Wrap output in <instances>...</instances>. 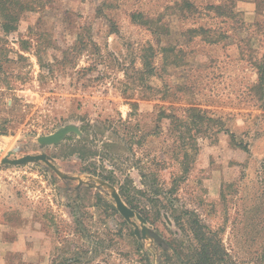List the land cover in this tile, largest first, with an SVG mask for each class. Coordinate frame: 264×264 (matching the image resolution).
I'll list each match as a JSON object with an SVG mask.
<instances>
[{"label":"rangeland","instance_id":"obj_1","mask_svg":"<svg viewBox=\"0 0 264 264\" xmlns=\"http://www.w3.org/2000/svg\"><path fill=\"white\" fill-rule=\"evenodd\" d=\"M185 1L48 0L12 32L0 20V264H187L190 218L230 261L255 264L242 238L257 229L251 218L264 219V114L249 92L264 57V0ZM149 45L181 54L172 65L157 52L156 76L143 80ZM191 103L227 131L204 122L179 140L181 125L164 114L182 118ZM64 127L74 130L39 142ZM113 191L146 222L126 220Z\"/></svg>","mask_w":264,"mask_h":264},{"label":"trees","instance_id":"obj_2","mask_svg":"<svg viewBox=\"0 0 264 264\" xmlns=\"http://www.w3.org/2000/svg\"><path fill=\"white\" fill-rule=\"evenodd\" d=\"M48 0H0V20H1V28L5 32H12L16 30L17 25L22 18L23 14L29 11H34L36 9H43L45 3ZM182 4H185L187 7L191 6L188 1L182 0ZM210 8L214 9L221 14H227L229 9L226 8L224 4H217L212 5ZM229 13H232L231 10ZM192 32H204L203 28L196 29H188L182 32L183 36L189 37ZM152 33L156 35V38H159L162 33L156 30H153ZM157 43L160 44V40H156ZM211 41V40H209ZM173 51V48L170 46H158V49H154L151 45L147 46L144 49L143 54L141 55V68L138 70L141 79H146L151 76H156L158 71V67L154 65V55L159 52L162 53V58L165 63L177 65L178 64V57L181 54V50H177L176 55H172L171 58H168V54ZM181 56V55H180ZM22 57V56H20ZM40 61V58H39ZM40 67L42 69L43 65L39 62ZM254 65L256 68V81L251 85L249 92L256 102V106L258 109L261 110L262 114H264V57L257 58L254 60ZM46 70V69H43ZM47 72H50V68H47ZM159 76V75H158ZM199 103H191L185 108H183V117L180 118L174 114H164V117L170 118L171 122L175 124V126L181 125V129L179 130V140L182 139L183 134L182 131L190 132L191 128H194L195 131H199L200 125L204 124V122H208L214 124L216 126V132H226L227 129L224 128L223 121L220 118L213 117L210 115V111L206 108H201ZM164 113V112H161ZM4 133V132H1ZM191 141H194V136L190 134ZM183 141V140H182ZM191 149H196V146L191 142ZM182 160H186L188 157L187 147L182 145ZM181 151V150H180ZM182 166V173L179 177L187 173V165L181 161ZM89 173L101 178L104 181H107L110 184H113L112 180L107 177L100 176L95 174V172L88 171ZM120 195H124L122 192H119ZM124 198V197H123ZM126 204H128L131 208H133L131 202L126 198L123 199ZM259 206V205H257ZM258 212V211H257ZM141 215L148 219L146 214ZM175 223L180 222L179 216H173ZM189 228L192 233L193 239L196 242V247L193 251L192 257L188 260L187 264H241L239 261L235 263V261H230L231 255L228 253L227 249L224 247L221 240L216 237L214 233H211L208 230H204L203 225L197 220L190 218ZM250 226H256L257 229L253 232V235L250 238L243 237L242 241L244 243H250L252 248L250 250L251 254L253 255V261L255 264H264V233L261 234L259 227L264 226V219L257 217V219L251 218ZM242 237V236H241ZM239 249L240 246H239ZM242 250V249H241ZM66 263L63 264H73V259H65ZM76 262V259H74ZM55 264V263H53Z\"/></svg>","mask_w":264,"mask_h":264},{"label":"water","instance_id":"obj_3","mask_svg":"<svg viewBox=\"0 0 264 264\" xmlns=\"http://www.w3.org/2000/svg\"><path fill=\"white\" fill-rule=\"evenodd\" d=\"M71 130H74V128L72 127H64L59 129L58 131H56L53 134L47 135V136H42L39 138V142L41 144H52V143H57L60 140L63 139V137L65 136V134ZM38 159H42L45 160V156L44 155H39V156H25L23 158L17 159V160H7L4 159L2 160L3 163L8 162L11 164H22L28 161H32V160H38ZM105 184H107L110 188L114 189L113 186L111 184H109L108 182H104ZM112 198L115 201V207L116 209L124 216V218L126 220H129V218L131 216H136L142 223H145L146 220L145 218L138 212L134 211L133 209L129 208L121 199V197L119 196V194L115 191H113L111 193ZM146 232V229L143 228L142 230V234L144 235Z\"/></svg>","mask_w":264,"mask_h":264}]
</instances>
